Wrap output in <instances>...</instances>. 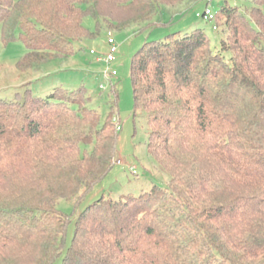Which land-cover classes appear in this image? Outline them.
Instances as JSON below:
<instances>
[{"label": "trees", "instance_id": "trees-1", "mask_svg": "<svg viewBox=\"0 0 264 264\" xmlns=\"http://www.w3.org/2000/svg\"><path fill=\"white\" fill-rule=\"evenodd\" d=\"M203 1L0 0L1 38L25 45V74L74 57L95 36L87 16L142 31ZM254 2L222 7L220 49L197 28L133 56L135 108L148 113L166 187L64 215L60 201L80 203L117 163L118 119L102 122L85 85L0 100V264H264V0Z\"/></svg>", "mask_w": 264, "mask_h": 264}, {"label": "rangeland", "instance_id": "rangeland-1", "mask_svg": "<svg viewBox=\"0 0 264 264\" xmlns=\"http://www.w3.org/2000/svg\"><path fill=\"white\" fill-rule=\"evenodd\" d=\"M254 1L211 0L206 2L204 0L173 23L142 31L139 28L145 25L131 26L119 31L102 20L98 24L94 18L87 16L84 19V26L95 33V36L78 44V52L74 57L51 60L39 71L25 74L17 70V62L27 53L25 45L21 41L5 44L1 38L0 26V100H14L18 92L22 94L27 88H31L34 92L38 90L41 92V88L47 90L64 86L70 90H77L85 85L88 89L86 101L89 102L90 107L100 112L102 122L106 119L120 120L118 125L121 129L115 162L120 161L121 164L115 163L111 172L80 203L60 201L58 209L61 213L69 217L78 216L88 204L103 196L118 199L126 195H138L142 190H150L154 185L160 187L168 185L171 175L161 169L148 149V113L144 109L135 108L131 79L133 56L148 41L197 28L206 30L213 48L220 49L221 40L228 34L227 27L222 25L218 31H214L213 23L197 17V13H203L207 3H210L209 7L216 14L221 12L225 4L249 13L255 6ZM262 11L264 14V5ZM153 22L156 23V18ZM165 22L168 23V19ZM110 39L116 47L115 60L110 65H106L98 62V59H104L110 53ZM107 67L117 72V76L111 82L105 80L103 76ZM28 78L31 80L34 78V82L29 84ZM22 84L26 85L20 88ZM101 85L105 86V90L100 88ZM131 167L136 168V174L131 172ZM72 236L73 225H70L68 243Z\"/></svg>", "mask_w": 264, "mask_h": 264}, {"label": "built area", "instance_id": "built-area-1", "mask_svg": "<svg viewBox=\"0 0 264 264\" xmlns=\"http://www.w3.org/2000/svg\"><path fill=\"white\" fill-rule=\"evenodd\" d=\"M209 2H211V0H207ZM197 17L203 19L206 22H212L213 23V29L214 31L218 30V26H217V14L209 7V4L206 6V9L204 11V13L197 14ZM109 45L111 46L110 48V53L108 54V56L104 59H98V62L100 63H104L106 65H110L112 62H114V55L116 53V47L114 46V42L112 39L109 40ZM105 80L107 81H112L116 76H117V72L116 71H111L108 67L107 70L104 72L103 74ZM100 88L102 90H105V86L101 85ZM119 121V120H117ZM119 129H120V125H118ZM117 164H121L120 161H117ZM131 172L133 174H136V168L135 167H131L130 168Z\"/></svg>", "mask_w": 264, "mask_h": 264}, {"label": "crops", "instance_id": "crops-1", "mask_svg": "<svg viewBox=\"0 0 264 264\" xmlns=\"http://www.w3.org/2000/svg\"><path fill=\"white\" fill-rule=\"evenodd\" d=\"M17 70H18V69H17ZM30 73H32V72H30ZM28 79H29V84L32 83V82H34V81H33L34 78H33L32 80H31V78H28ZM27 84H28V83H27ZM25 85H26V84H22L20 88L25 87Z\"/></svg>", "mask_w": 264, "mask_h": 264}]
</instances>
